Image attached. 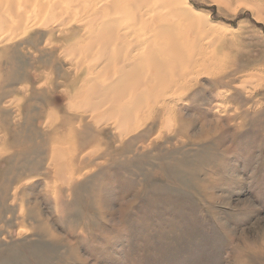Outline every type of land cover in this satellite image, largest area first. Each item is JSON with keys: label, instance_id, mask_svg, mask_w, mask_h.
<instances>
[{"label": "rangeland", "instance_id": "obj_1", "mask_svg": "<svg viewBox=\"0 0 264 264\" xmlns=\"http://www.w3.org/2000/svg\"><path fill=\"white\" fill-rule=\"evenodd\" d=\"M187 2L223 39L220 61L123 135L68 106L63 88L90 68L66 50L73 8L70 30L28 11L0 44V264H264V0Z\"/></svg>", "mask_w": 264, "mask_h": 264}, {"label": "bare ground", "instance_id": "obj_2", "mask_svg": "<svg viewBox=\"0 0 264 264\" xmlns=\"http://www.w3.org/2000/svg\"><path fill=\"white\" fill-rule=\"evenodd\" d=\"M157 1L0 0V44L12 40L30 21L38 19H30L29 12L36 13L35 17L61 16L57 22L53 19L55 26L62 27L61 32L69 29L68 21L75 18L80 23L67 34L73 36L76 30L78 34L66 50L79 52L83 56L81 63L90 68L81 75H72L68 87L63 88L70 99L68 106L75 107L74 101L83 102L84 113L99 120L110 119L112 127L123 135L139 126L135 115L144 105L151 109V115L159 110L169 114L166 98L171 96L167 93L185 85L194 67H213L216 60L220 61L218 52L224 48L214 28L208 23L206 27L202 17L186 10L187 0ZM67 8H73L69 11L71 18ZM263 13L264 8L258 5L259 18H264ZM7 30L15 31L14 35ZM45 44H56L52 33ZM5 52L0 48V68ZM28 87L21 86L25 92ZM156 95L159 97L154 99ZM58 150L50 149V157L62 163L65 157ZM74 154L73 150L70 155Z\"/></svg>", "mask_w": 264, "mask_h": 264}]
</instances>
